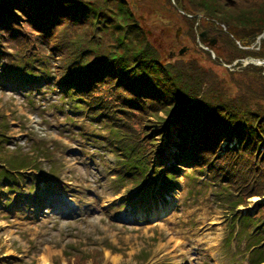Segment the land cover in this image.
I'll return each mask as SVG.
<instances>
[{
  "label": "rangeland",
  "instance_id": "374dc122",
  "mask_svg": "<svg viewBox=\"0 0 264 264\" xmlns=\"http://www.w3.org/2000/svg\"><path fill=\"white\" fill-rule=\"evenodd\" d=\"M35 1L55 9L63 20L46 35L26 20L27 12L14 7L20 34L11 36L13 31L0 24L5 53L0 64L14 62L25 50L38 53L54 79L51 85L72 60L82 68L122 58L135 69L133 75L150 65L155 79L148 78L164 95L177 96L182 90L179 98L196 104L198 119L206 123L203 129L214 136L221 133L224 142L212 152L215 158L239 147L236 152L244 158L235 161L245 172L235 181L227 173L212 176L209 168L199 173L195 164L190 169L189 162L182 164L177 182L162 193L165 203L154 208L145 188L137 191L132 181L122 188L129 176L119 166L127 157L126 144L136 146V154H147L151 166L174 162L179 130L163 129L173 104L158 101L160 91L151 87L156 99L149 96L152 104L144 101L139 108L123 104L120 96L132 98L133 93L119 90L112 81L90 92L100 96L92 100L98 107L77 111L61 87L50 93L40 80L3 78L9 70H0V126L5 127L0 158L14 155L35 163L29 168L34 171L23 177L13 174L20 193H11L5 182L0 185V264H37L47 253L50 264H250L249 243L230 222L239 215L263 214L264 219V37L259 38L264 0L238 6L222 0ZM24 5L28 14H36L34 3ZM37 13L32 19L40 21ZM203 32L206 42L199 37ZM182 50L186 53L179 56ZM246 59L254 63L245 65ZM172 90L176 92L168 93ZM112 110L117 112L112 115ZM101 111L107 117L99 118ZM102 121L121 127L124 140L111 138ZM210 142L214 146L217 141ZM36 174H42L37 187L46 191L39 202L34 193L26 196ZM231 181V188L223 191ZM54 182L64 190L68 205ZM176 194L180 201L170 209Z\"/></svg>",
  "mask_w": 264,
  "mask_h": 264
},
{
  "label": "trees",
  "instance_id": "16d2710c",
  "mask_svg": "<svg viewBox=\"0 0 264 264\" xmlns=\"http://www.w3.org/2000/svg\"><path fill=\"white\" fill-rule=\"evenodd\" d=\"M222 1L229 4L230 6L232 5L238 6V5H245L248 3H252L255 0H222ZM25 3H34V6L38 8L35 11V13L38 14L37 12L40 11L39 13L41 15L40 21H36L32 19V15H36V14H34V12L32 13L31 11L29 12L30 14H28L27 8H25L26 5H24ZM39 3L40 2L38 1L36 2L35 0H0V24L4 23L5 24L4 26H6V28H9L10 30L13 31L11 33V36L16 37L18 34H20L15 28L17 22L20 21V18L16 13V9L14 10V7H17L18 9L27 12L28 17H26V20L32 26L34 25L35 28L43 31L46 35H49L52 29L51 27L56 22L62 21L63 18L58 14L57 11L55 12V9L46 8L44 6H41ZM41 4L46 5V3L45 4L41 3ZM5 17L6 20H4ZM43 22H46V26L43 25ZM39 45H44V47L46 48V44L40 43ZM1 49L3 48L0 45V58L3 55H5L4 51H2ZM53 51H55V48H53ZM37 57H38V53L29 55L27 54V50H25L22 55L16 56L15 59H13L15 63L10 61V63L7 64L6 67L7 70H9V74L25 75L27 77H33L35 79L41 77L42 79L45 80V82L52 83L54 79L53 77H51V75H49L51 72H48L47 68L44 67L43 61H41ZM44 57H48V56H44ZM72 61L71 64L62 67L63 69L62 74L61 71L57 73V76L59 77V82H57V85H55V87L65 88L64 96H69L71 101H73V99L74 100L77 99L79 102H81L80 105L77 106L78 108L85 109L86 107L90 106L92 107L91 109H93L94 107H98L99 106L97 105L98 103L93 102L92 100L98 99L100 98V96L92 95L90 94V92H94V93L99 92V90L103 87L104 84H108L109 82L112 81L116 83L115 85L119 88V90L122 91L127 89L133 93L132 98L120 96L121 97L120 100L123 104H128L130 106H136L139 108L141 107V104L144 101H149L152 104L149 96L154 97L155 99L156 97L151 92V87L153 90H158L162 93L158 101L163 100L164 102H171L173 104L169 114L171 118L169 121H166L163 129L169 130L168 128L173 126V127H177V129L179 130L176 136L179 139L180 143L176 147L177 149L176 155L173 156L174 162L171 163L170 167L154 166L152 169V166L150 165L151 161L146 159L147 154L145 155L138 154V156L140 157L139 160L141 159L144 160V163L141 165L142 167L139 169L143 172V174L142 173L137 174L138 178L142 177L143 175L146 174L147 171L152 169L153 174H156V176H158V172L160 171L165 172L166 181L172 183L174 182L173 179L175 178L173 175L179 174L178 171L179 169L177 168V166L182 165L187 161L190 162V165L195 164L196 172L200 173L202 170H204L205 167L209 166L211 174L213 176H217V169L219 165L218 162L220 161L218 158L222 157L223 153H221L218 158H215L212 152L214 150L216 151L218 150L216 146L224 142V139L223 137H221L220 135L221 133L215 134L218 136H214L211 134V132H209L210 133L209 134L208 132H206V130L203 129V126L205 127L206 123L205 121L203 122L202 119H198L199 109L196 107V104L193 103V101L189 102V101L181 100L179 98V96L183 94L182 90L178 91L177 96L164 95V91L158 89V86H155L156 84L152 83L148 78L151 75L150 70H152L150 65L147 66V70L143 69L140 74L133 75L135 69L128 68L127 66L130 63H125V61L122 58H118V59L112 58L108 61V65H105L104 61H100L91 66H87L86 64V66L82 68L73 64ZM141 65H143L142 62H140L139 65L136 64L135 67L140 68ZM4 69L6 70L5 66ZM114 75L116 76V78ZM51 88H54V85H52ZM93 88L96 91H92ZM68 91L70 93H68ZM173 92L176 91L172 90L169 91L168 93L173 94ZM73 96H75V98ZM116 97L118 98V96ZM138 101L140 105L136 104ZM153 105H151L150 107H152ZM102 111H104V109ZM166 111L167 113H169V109H166ZM115 112H117V110H112L111 111L112 115ZM105 113H108L107 110H105ZM105 113H103V115L104 117H107ZM128 116H133V113L128 112ZM188 116L192 118L191 122H189L190 119L188 118L190 117ZM181 123L182 126L180 125ZM107 124L111 128H114L115 126V123H107ZM1 128L2 126H0V131ZM114 132L116 134V137L119 138L120 141L124 140V136L126 135L122 134L123 131L121 130V127L114 128ZM215 139L218 143L216 142L214 144L215 146L214 147L211 145L210 141ZM228 143H231V140L226 141V145H228ZM148 145L150 146V144ZM135 148L136 146H130L129 144H126L123 150L126 151L125 153L127 155H130L131 153L133 154L136 153ZM239 149H240L239 147L236 148L233 147L234 151L230 150L224 153L232 154L235 157V159L244 158L240 153L236 152V151H240ZM255 149H257V147H255ZM10 162L12 161L4 163L6 168L11 167V165H9ZM1 176H5V173L3 174L0 173V177ZM220 176L224 177V175L221 174ZM138 178L135 177V180L138 181ZM231 183L232 182L225 184V187H223V189L230 188ZM241 219L246 220V222H244V229L248 230L249 228H253L254 230L255 228H257L256 230L257 236L254 237L251 236V240L254 243V245L260 246L264 244V238H263L264 228L261 230L258 228L264 222L263 214H259L254 218H252V216L241 217ZM255 258L257 259L258 262L257 264L264 262V247H262L260 250L257 251Z\"/></svg>",
  "mask_w": 264,
  "mask_h": 264
},
{
  "label": "bare ground",
  "instance_id": "6f19581e",
  "mask_svg": "<svg viewBox=\"0 0 264 264\" xmlns=\"http://www.w3.org/2000/svg\"><path fill=\"white\" fill-rule=\"evenodd\" d=\"M253 60H244L245 65H248ZM258 62H255L256 64H260V60H257ZM254 63V62H253ZM243 165L242 168H245V160H241ZM220 165V172L221 173H227L229 175H235L241 170V167H237L238 162L235 161V157L230 153H223L221 160L218 162ZM13 188H16L17 190H20L21 184L20 183H13ZM49 255V253H47ZM43 256L40 259H38L37 264H50V257L49 256ZM112 262H115V259H112Z\"/></svg>",
  "mask_w": 264,
  "mask_h": 264
},
{
  "label": "water",
  "instance_id": "95a60500",
  "mask_svg": "<svg viewBox=\"0 0 264 264\" xmlns=\"http://www.w3.org/2000/svg\"><path fill=\"white\" fill-rule=\"evenodd\" d=\"M207 32H203L199 35V37L201 38V40L203 42H206L208 40V37H207ZM261 37H264V33L262 34V36H260L259 38ZM176 38L178 39V31H177V34H176ZM216 43V40L215 39H212L210 40V45L213 46L214 44ZM186 52V50H182L178 53L179 56H182V54H184Z\"/></svg>",
  "mask_w": 264,
  "mask_h": 264
}]
</instances>
